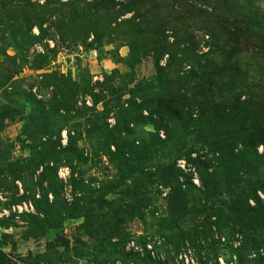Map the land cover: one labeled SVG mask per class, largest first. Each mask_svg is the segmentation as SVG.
Wrapping results in <instances>:
<instances>
[{
	"label": "rangeland",
	"instance_id": "1",
	"mask_svg": "<svg viewBox=\"0 0 264 264\" xmlns=\"http://www.w3.org/2000/svg\"><path fill=\"white\" fill-rule=\"evenodd\" d=\"M0 264H264V0H0Z\"/></svg>",
	"mask_w": 264,
	"mask_h": 264
}]
</instances>
